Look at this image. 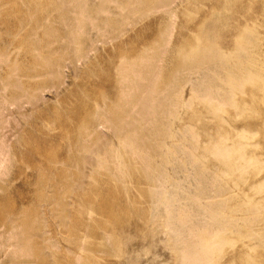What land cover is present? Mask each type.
Segmentation results:
<instances>
[{
  "label": "rangeland",
  "instance_id": "rangeland-1",
  "mask_svg": "<svg viewBox=\"0 0 264 264\" xmlns=\"http://www.w3.org/2000/svg\"><path fill=\"white\" fill-rule=\"evenodd\" d=\"M263 89L264 0H0V264H264Z\"/></svg>",
  "mask_w": 264,
  "mask_h": 264
},
{
  "label": "bare ground",
  "instance_id": "bare-ground-1",
  "mask_svg": "<svg viewBox=\"0 0 264 264\" xmlns=\"http://www.w3.org/2000/svg\"><path fill=\"white\" fill-rule=\"evenodd\" d=\"M109 1H110V0H109ZM161 3H162V2H161ZM128 4H129V3H128ZM159 6H160V5H159ZM158 9H159V8H158ZM156 10H157V9H156ZM154 40H155V39H154ZM166 41H167V40H166ZM166 41H165V42H166ZM160 51H162V50H160ZM213 51H214V50H213ZM221 51H222V50H221ZM145 52H146V51H145ZM145 52H143V53H145ZM162 52H163V51H162ZM163 53H164V52H163ZM183 54H185V53H183ZM225 54H226V53H225ZM139 55H140V54H139ZM157 55H158V54H157ZM161 55H162V54H161ZM141 56H142V55H141ZM143 56H144V55H143ZM158 57H159V56H158ZM205 57H206V55H205ZM147 58H148V57H147ZM129 59H130V58H129ZM141 59H142V58H141ZM141 59H140V60H141ZM148 59H150V58H148ZM130 60H131V59H130ZM133 60H134V59H133ZM140 60H138V61H140ZM147 61H148V60H147ZM133 62H135V61H133ZM141 62L143 63V62H145V61L142 60ZM127 64H128V63H127ZM148 64H149V63L147 62V65H148ZM151 64H152V63H151ZM131 65H132V64H131ZM140 65H142V64H140ZM145 65H146V64H145ZM145 65H143V66L145 67ZM137 66H138V65H136V67H137ZM156 66H157V65H156ZM251 66H252V65H251ZM128 67H129V66H128ZM147 67H150V66H147ZM152 67H153V64H152L151 68H152ZM133 68H134V66H133ZM138 68H141V69H142V67H138ZM157 68H158V66H157ZM157 68H153V69L155 70V72L153 71V69H151L152 72H154V73H153L154 75H156L155 73L157 72V71H156ZM246 68H247V67H246ZM253 68H254V67H253ZM128 69H129V68H128ZM141 69H140V70H141ZM144 69H145V68H144ZM134 70H135V69H134ZM140 70H139V71H140ZM149 70H150V69H149ZM157 70L159 71V68H158ZM242 70H243V69H242ZM245 70H246V69H245ZM130 71L132 72V69L129 70V71H127V72H130ZM135 71H136V70H135ZM139 71H136V73H138V74H139L140 72L143 73L142 71H140V72H139ZM121 72H122V71H121ZM124 72H125V71H124ZM133 73H135V72H133ZM136 73H135V74H136ZM149 73H151V71H149ZM248 73H249V72H248ZM138 74H137V75H133V74H131V75H133V78H134V76H135V77H136V76L138 77ZM143 74H144V73H143ZM143 74H140L139 77H141V75L143 76ZM157 74H158V73H157ZM243 74H245V73H243ZM129 75H130V74H129ZM131 75H130V76H131ZM145 75H146V73H145ZM145 75H144V76H145ZM147 75H148V70H147ZM154 75L152 76L153 79H152V77H150L149 75H148V77H150L152 80H154ZM251 75H252V74H251ZM160 76H161V75H160ZM160 76L158 77V79H160ZM241 76H242V75H241ZM246 76H247V75H246ZM248 76H249V75H248ZM128 77H129V76H128ZM128 77H127V79H130V78H131L128 82H131V80H132L133 83H134V88H135V89L140 87V86L137 87L138 85L135 83L137 80H136V81H135V79L133 80V79H132V76H131L130 78H128ZM139 77H138V79H142V78H144V77H142V78H139ZM145 77H147V76H145ZM122 78H124V77L122 76ZM150 78H149V79H150ZM155 78H156V77H155ZM241 78L244 79L245 77H241ZM247 78H248V77H247ZM127 79H126V80H127ZM151 79H150V80H151ZM158 79H155L156 82L158 81ZM248 79H249V78H248ZM248 79H247V80H248ZM251 79H252V78H251ZM145 80H146V79H145ZM145 80H144V81H145ZM152 80H151V81H152ZM155 80H154V81H155ZM134 81H135V82H134ZM140 81H141V80H140ZM146 81H147V80H146ZM148 81H149V80H148ZM148 81H147V83H148ZM151 81H150V82H151ZM232 81H233V80H232ZM232 81H231V82H232ZM250 81H252V80H250ZM137 82H138V81H137ZM150 82L148 83V84H150V85H148V86H150V87L152 86V88H155V87L157 86V84H156L155 82L152 81L153 83L156 84V86H155V84H154L155 87H153V83L151 84ZM223 82H224V81H223ZM242 82H243V81H242ZM147 83H146V84H147ZM157 83H159L157 87H161V86H159V85L162 83V81H161V82L158 81ZM131 84H132V83H131ZM135 84H136V85H135ZM141 84H142V83H139V85H141ZM146 84H144V86H145ZM163 84H164V83H162L161 85H163ZM230 85H231V84H230ZM142 86H143V85H141L140 89H143ZM132 87H133V86H132ZM132 87H131V88H132ZM150 87L147 88V89H150ZM170 87H171V86H170ZM230 88H233V87H230ZM144 89H145V88H144ZM144 89H143V90H144ZM158 89H160V88H158ZM132 90H133V89H132ZM154 90H155V89H154ZM161 90H162V89H161ZM229 90H230V89H229ZM263 90H264V89H263ZM135 91H136V90H135ZM139 91H140V90H139ZM141 91H142V90H141ZM141 91H140L139 93H141ZM146 91H147V90H146ZM146 91H145V92H146ZM150 91H151V89H150ZM156 91L158 92V90H156ZM231 91H232V90H231ZM136 92H137V91H136ZM142 92H144V91H142ZM153 92H155V91H153ZM153 92H152V93H153ZM157 92H155V93H157ZM159 92H160V90H159ZM159 92H158L157 94H160ZM162 92H163V91H162ZM152 93H151V94H152ZM242 93H243V92H242ZM153 94H154V93H153ZM230 94L232 95V93H230ZM130 95H131V94H130ZM132 95H135V94L132 93ZM140 95H141V94H140ZM142 95H143V94H142ZM142 95L140 96V98L138 97V100H137V99H136V100L140 102L142 99H144V98H141ZM148 95H149V96H148ZM148 95H146V96H147V97H150L149 92H148ZM154 95H155V94H154ZM253 95H254V93H253ZM124 96H126V95H124ZM156 96H157V95H156ZM134 97L137 98V96H134ZM151 98H152V97H151ZM151 98H150V99H151ZM153 98H154V96H153ZM153 98L151 99V101L154 100ZM259 98H260V97H259ZM131 99H132V96H131ZM139 99H140V100H139ZM254 99H255V98H254ZM261 99H262V98H261ZM117 100H118V98H117ZM134 100H135V99H134ZM134 100H133V101H134ZM229 100H232V98L229 99ZM129 101H130V100H129ZM146 101L149 102V99H148V100L146 99ZM151 101H150V103H151ZM114 102H115V101H114ZM139 102H137V103H139ZM142 102H143V101H142ZM148 102H147V106H148ZM227 102H228V100H227ZM227 102H224V103H227ZM251 102H252V101H251ZM255 102H256V100H255ZM262 102H263V101H262ZM111 103H113V102H111ZM119 103H120V102H119ZM130 103H131V102H130ZM135 103H136V102H135ZM135 103H134V104H135ZM137 103H136V104H137ZM222 104H223V103H222ZM232 104H233V102H232ZM124 105H126V104H124ZM141 105H142V104H141ZM141 105H140V106H141ZM144 105H145V104H144ZM121 106H122V105H121ZM145 106H146V105H145ZM175 106H176V104H175ZM106 107H107V106H106ZM106 107H105V109H106ZM108 107H109V106H108ZM113 107L115 108V107H117V106L114 105ZM118 107H120V106H118ZM143 107H144V106H143ZM139 108H140V110L142 111L143 108H141V107H139ZM220 108H221V107H220ZM117 109H118V108H116V110H117ZM119 109H120V108H119ZM144 109H145V107H144ZM144 109H143V110H144ZM121 110H122V109H121ZM121 110H120V111H121ZM130 110H131V109H130ZM138 110H139V109H138ZM140 110H139V111H140ZM217 110H218V109H217ZM245 110H246V109H245ZM247 110H248V109H247ZM105 111L107 112V110H104V112H105ZM108 111H109V110H108ZM123 111H124V110H122L120 114H122ZM106 112H105V113H106ZM143 112H144V111H142V113H143ZM108 113H109V112H108ZM108 113H106V114H108ZM114 113H115V112H114ZM114 113H113V114H114ZM129 113H130V112H129ZM136 113H138V111H137ZM139 113L142 114L141 112H139ZM100 115H102V114H100ZM118 115H119V113H118ZM102 116H103V115H102ZM102 116H101V117H102ZM120 116H121V115H120ZM125 116H127V114H126ZM136 116H137V115H136ZM136 116H133V117L135 118ZM139 116H140V115H139ZM101 117H100V118H101ZM107 117H108V116H107ZM107 117H106V118H107ZM116 117H117V116H116ZM130 117H131V116H130ZM108 118H109V117H108ZM118 118H119V117H118ZM118 118H117V119H118ZM126 118H127V117H126ZM128 118H129V117H128ZM103 120H105V117H103ZM130 120H132V119L130 118ZM130 120H129V121H130ZM133 120H134V119H133ZM106 121H108V119H107ZM113 121H114V120H113ZM113 121L111 120V122H113ZM123 121H124V120H123ZM129 121H128V122H129ZM109 122H110V121H109ZM111 122H110V123H111ZM117 122H118V121H117ZM117 122H115L116 125H117ZM120 122H121V123L118 122V124H123V123H122V120H121ZM124 122H125V121H124ZM115 123H113L112 125L114 126ZM126 123H127V122H126ZM129 123H130V122H129ZM131 123H132V121H131ZM131 123H130V124H131ZM125 125H126V124H125ZM120 126H121V125H120ZM120 126H119V127H120ZM127 126H128V127H131V126H129L128 123H127ZM127 126H126V127H127ZM231 126H232V125H231ZM114 127H115V126H114ZM119 127H117V128H119ZM121 127H122V126H121ZM128 127H127L126 130H128ZM115 128H116V127H115ZM120 130H121V128H120ZM129 130H132V129H129ZM122 132H123V131H122ZM124 132H126V131H124ZM90 134H91V133H90ZM92 134H93V133H92ZM92 134H91V135H92ZM124 134H125V133H124ZM194 134H195V133H194ZM238 135H239V134H236V136H238ZM196 136H197V135H196ZM224 136H225V135H224ZM224 136H222V137H223L222 139H225ZM97 137H98V136H97ZM97 137H96V138H97ZM98 138H99V137H98ZM125 139H126V138H125ZM125 139H124V140H125ZM243 139H244V138H243ZM94 140H97V139H94ZM126 140H127V139H126ZM126 140H125V142H126ZM244 140H245V139H244ZM127 142H128V141H127ZM197 143H198V142H197ZM216 143H217V142H216ZM236 143H237V141H236ZM252 143H253V142H252ZM215 145H216V144H215ZM215 145H212L213 148L215 147ZM258 145H259V144H258ZM226 146H227V145H226ZM133 147H134V146H133ZM220 147H221V146H220ZM220 147L218 148V147L216 146L217 149L214 148V151L219 149L218 151H219V153H220V152H221L220 149L223 148V147H222V148H220ZM224 148H226V147H224ZM238 148H239V147H238ZM243 148H244V147H243ZM243 148H242V149H243ZM236 149H237V148H236ZM211 150H212V149H211ZM240 150H241V149H240ZM207 151H208V150H207ZM214 151L211 152V154H213ZM222 152H223L224 154L227 153V152H225V150L222 151ZM215 153H216V151H215ZM217 153H218V152H217ZM213 155H215V154H213ZM241 159H244V158H241ZM248 161H250V160H248ZM255 161H256V160H255ZM258 161H259V160H258ZM262 161H263V159H262ZM148 162H149V161H148ZM148 162H147V164H148ZM256 162H257V161H256ZM255 164H256V163H255ZM257 164H258V163H257ZM241 165H243V164H241ZM248 165H249V163H248ZM238 166H239V164H238ZM246 166H247V165H246ZM235 167H236V166H235ZM239 168H240V166H239ZM246 168H247V167H246ZM237 169H238V168H237ZM245 171H246V169H245ZM241 172H242V171H241ZM225 173H226V172H225ZM227 175H228V174H227ZM253 183H254V182H253ZM257 183H258V182H257ZM257 183H256V185H257ZM253 185H254V184H253ZM262 185H263V183H262ZM253 187H254V186H253ZM258 187H259V186H258ZM258 189H259V188H258ZM226 197H227V196H226ZM226 200H227V199H226ZM224 203H225V202H224ZM224 203H223V204H224ZM244 203H245V202H244ZM223 204H222V205H223ZM222 213H223V212H222ZM179 214H180V213H179ZM180 215H181V214H180ZM217 215H218V214H217ZM179 218H180V217H179ZM183 218H184V217H183ZM222 218H223V217H222ZM239 218H240V217H239ZM180 219H181V218H180ZM224 219H226V218H224ZM233 222H234V221H233ZM244 223H245V222H244ZM223 225H224V223H223ZM224 226H225V225H224ZM251 228H252V227H251ZM225 229H226V228H225ZM206 232H207V231H206ZM214 232H215V231H214ZM221 232H222V231H221ZM221 232H220V233H221ZM224 232H225V231H224ZM232 232H233V231H232ZM207 233H208V232H207ZM216 233H217V235H218L219 232H216ZM216 233H211V234H215V236H216ZM207 236H208V235H207ZM215 236H214V237H215ZM218 237H220V234L218 235ZM221 237H222V236H221ZM20 238H21V237H20ZM25 238H26V237H25ZM202 238H203V236H201V239H202ZM198 239H199V243H200V242L202 243V240H201L200 238H198ZM203 239L206 240V238H203ZM211 239H214V238H211ZM211 239L209 238V240H211ZM234 239H235V238H234ZM205 240H203L204 242H203L202 244H205ZM209 240H208L207 242H209ZM215 240H216V238H215ZM215 240H214V241H215ZM217 240H218V239H217ZM219 240H223V239H220V238H219ZM212 242H213V240H212ZM219 242H220V241H219ZM219 242H218V243H219ZM229 242H230V241H229ZM214 243L216 244L217 241H216V242H213V243H211V241H210V244H211V245H210L209 243H207V244L210 245V246L207 245V246L205 247V245H206V244H205L204 247H205L206 249H204V250H202V251L204 252V251H207V250H211L210 247H214V246H213ZM222 243H223V242H222ZM222 243H220V244L222 245ZM244 243H245V242H244ZM202 244H201V245H202ZM215 244H214V245H215ZM216 245H217V244H216ZM216 245H215V247H214L215 249H216V247H217ZM221 245H219V246H221ZM219 246H218V247H219ZM199 247H201L200 244H199ZM202 247H203V246H202ZM202 247L199 248V249L201 250ZM204 247H203V248H204ZM207 247L210 248V249H208ZM218 247H217V248H218ZM219 249H220V247H219ZM200 250H199L198 253H200V255H202L201 253H203V252H201ZM211 251H212V250H211ZM218 251H219V250H218ZM213 252H214V250L212 251V253H213ZM204 253H206V252H204ZM204 253H203V256L205 255ZM208 253H209V254H208ZM210 253H211V252L207 251V253H206L207 256H206V257H208L209 255H211ZM216 253H217V252H215V254H216ZM215 254H214V255H215ZM214 255H213V256H214ZM204 257H205V256H204ZM206 257H205V258H206ZM211 257H212V255H211ZM211 257H210V258H211ZM251 257H252V256H251ZM205 258L203 259L202 256H201L200 259L203 260L204 264H207V263L210 264L209 262H206V261H205V260H207V258H206V259H205ZM210 258H208L209 261L212 260V258H211V259H210ZM213 259H214V258H213ZM202 260H201V262L198 261V262H200V263H198V264H201V263H202ZM208 260H207V261H208ZM205 262H206V263H205ZM233 262H234V261H233ZM202 264H203V263H202Z\"/></svg>",
  "mask_w": 264,
  "mask_h": 264
}]
</instances>
